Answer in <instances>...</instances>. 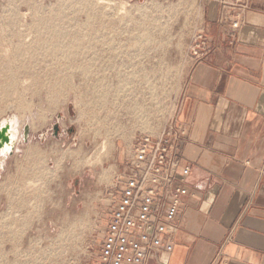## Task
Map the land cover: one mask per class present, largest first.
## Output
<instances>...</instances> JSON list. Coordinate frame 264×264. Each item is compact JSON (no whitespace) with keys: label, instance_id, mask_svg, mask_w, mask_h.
<instances>
[{"label":"rangeland","instance_id":"obj_1","mask_svg":"<svg viewBox=\"0 0 264 264\" xmlns=\"http://www.w3.org/2000/svg\"><path fill=\"white\" fill-rule=\"evenodd\" d=\"M109 1L0 0V118L30 127L0 186V264H94L134 136L177 117L198 1Z\"/></svg>","mask_w":264,"mask_h":264},{"label":"crops","instance_id":"obj_2","mask_svg":"<svg viewBox=\"0 0 264 264\" xmlns=\"http://www.w3.org/2000/svg\"><path fill=\"white\" fill-rule=\"evenodd\" d=\"M197 1L212 51L190 68L171 122L186 130L188 194L172 250L145 264H264V0H248L232 40L220 0ZM18 142L0 153V186L22 158Z\"/></svg>","mask_w":264,"mask_h":264},{"label":"built area","instance_id":"obj_3","mask_svg":"<svg viewBox=\"0 0 264 264\" xmlns=\"http://www.w3.org/2000/svg\"><path fill=\"white\" fill-rule=\"evenodd\" d=\"M219 21L235 38L248 0H220ZM212 51L208 35L199 29L189 52L194 65ZM186 130L171 124L158 135L140 131L133 138L125 168L107 191L109 209L94 264H145L161 251H171L179 228L190 164L180 156Z\"/></svg>","mask_w":264,"mask_h":264},{"label":"bare ground","instance_id":"obj_4","mask_svg":"<svg viewBox=\"0 0 264 264\" xmlns=\"http://www.w3.org/2000/svg\"><path fill=\"white\" fill-rule=\"evenodd\" d=\"M97 3H105V4H113V2L111 3L109 0H97ZM80 13V12H79ZM40 22V21H39ZM24 26V25H23ZM27 27V26H26ZM49 27V26H48ZM22 28V27H21ZM25 28V27H24ZM24 28H22V29H24ZM35 28V27H34ZM22 29H20V30H22ZM36 30V29H35ZM34 30V31H35ZM33 31V32H34ZM39 31H41L40 29H39ZM53 31V30H52ZM47 32V31H46ZM42 33V32H41ZM44 33V32H43ZM29 35H31V33L29 34ZM36 36H38L37 34H36ZM47 37V36H46ZM45 37V38H46ZM59 37V36H58ZM29 38L30 37H28V38H24V40H23V43H25L26 41H28L29 40ZM34 38V37H33ZM41 38H42V36L40 37H37L36 39L38 40V43H40V42H43L44 40H41ZM44 37H43V39H45ZM49 38V37H48ZM53 38V37H52ZM55 38V37H54ZM51 39V38H50ZM31 40V39H30ZM29 40V41H30ZM33 40H35V39H33ZM49 40V39H48ZM47 41V40H46ZM33 42V41H32ZM51 42V41H50ZM44 43V42H43ZM46 45V44H45ZM61 47V49H63L64 50V48H62V46H61V44H58V45H56V47L54 46V50L55 51H58V49ZM22 48V47H21ZM41 48V47H40ZM46 48V47H45ZM6 49V48H5ZM10 50V49H9ZM15 51H19L20 50V46H16L15 45V49H14ZM15 53V52H14ZM17 54L19 53V52H16ZM4 54H6V53H4ZM16 54V55H17ZM9 56V55H8ZM84 67V66H83ZM74 73V72H73ZM127 78H129V77H127ZM127 78H123L122 80L120 79V81H119V84H118V86L121 88V89H119V91H122V92H124V91H127V90H129V87L131 86V82H129V81H131L130 79H127ZM126 79L128 80V81H126ZM24 80V79H23ZM123 80H125V82L123 83ZM137 81V80H136ZM68 83V82H67ZM146 83V82H145ZM126 85H129V87H128V89H126ZM124 86V87H123ZM132 87V86H131ZM56 89V88H55ZM132 89V88H131ZM134 90V89H133ZM104 93V92H103ZM105 94H106V92H105ZM134 94V93H133ZM123 95V94H122ZM120 96V98L121 97H123V96ZM127 95H130V94H127ZM127 95H125V96H127ZM106 96V95H105ZM114 97H115V95H114ZM128 98H130V97H128ZM131 99H132V97H131ZM127 100V99H126ZM125 101V100H124ZM129 101H131V100H129ZM132 102V101H131ZM133 106V109H134V112L137 114V115H139V116H141V117H143V115H144V110H143V108L142 107H140L139 106V104L137 105V104H133L132 105ZM146 114V113H145ZM143 120V119H142ZM19 121H20V119L17 117V116H8V117H2V118H0V130L4 127V126H6V127H8V130H7V134H8V136H9V143H4L3 145H2V147H0V153H5V154H8V153H10L11 151H12V149H13V147H14V145L21 139V138H23V130L21 131H18V128H20V126H21V124L19 123ZM25 124V123H24ZM22 128H23V126H22ZM29 131H30V127H29ZM23 141V140H22ZM105 147H106V142L103 140V141H101V144H100V146H99V151L100 152H103L104 150H105ZM90 159H88L87 161H89ZM86 163H88V162H86ZM91 163V162H90ZM93 163V162H92Z\"/></svg>","mask_w":264,"mask_h":264},{"label":"water","instance_id":"obj_5","mask_svg":"<svg viewBox=\"0 0 264 264\" xmlns=\"http://www.w3.org/2000/svg\"><path fill=\"white\" fill-rule=\"evenodd\" d=\"M7 130H8V127L6 126H4L0 130V147H2L4 143H9V136L7 134ZM28 134H29V126L25 125L24 132H23V138L26 139L28 137Z\"/></svg>","mask_w":264,"mask_h":264}]
</instances>
